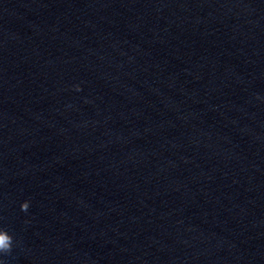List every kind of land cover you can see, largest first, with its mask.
Listing matches in <instances>:
<instances>
[{
    "label": "water",
    "instance_id": "water-1",
    "mask_svg": "<svg viewBox=\"0 0 264 264\" xmlns=\"http://www.w3.org/2000/svg\"><path fill=\"white\" fill-rule=\"evenodd\" d=\"M4 264H264V0H0Z\"/></svg>",
    "mask_w": 264,
    "mask_h": 264
},
{
    "label": "clouds",
    "instance_id": "clouds-1",
    "mask_svg": "<svg viewBox=\"0 0 264 264\" xmlns=\"http://www.w3.org/2000/svg\"><path fill=\"white\" fill-rule=\"evenodd\" d=\"M10 249L11 245H9L8 243H5L4 245L0 246V256L8 252ZM0 264H4V260L2 258H0Z\"/></svg>",
    "mask_w": 264,
    "mask_h": 264
}]
</instances>
